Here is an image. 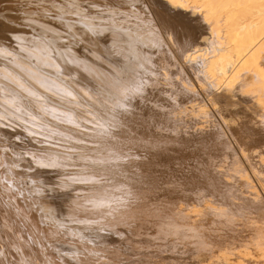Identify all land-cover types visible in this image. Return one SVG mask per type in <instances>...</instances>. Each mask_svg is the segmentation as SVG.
I'll use <instances>...</instances> for the list:
<instances>
[{
  "label": "bare ground",
  "instance_id": "bare-ground-1",
  "mask_svg": "<svg viewBox=\"0 0 264 264\" xmlns=\"http://www.w3.org/2000/svg\"><path fill=\"white\" fill-rule=\"evenodd\" d=\"M6 129L35 150L9 147ZM41 168L73 193L64 212ZM259 189L264 0H0V264H99L108 237L136 235L200 264L221 238L202 217L262 223Z\"/></svg>",
  "mask_w": 264,
  "mask_h": 264
},
{
  "label": "rangeland",
  "instance_id": "rangeland-1",
  "mask_svg": "<svg viewBox=\"0 0 264 264\" xmlns=\"http://www.w3.org/2000/svg\"><path fill=\"white\" fill-rule=\"evenodd\" d=\"M197 89H199V92L201 91L198 85H197ZM200 93H201V96H203V98H205L206 95H205L202 91H201ZM11 132H14V131H13V130H10V129H6V134H7V136L9 137V140L11 139L10 142L12 141V142H11L12 144H11L10 142L8 143L9 147H14L16 150H20V149H24V148H25L24 150H29V149H30V150H32V149L35 150L36 147L33 146V145H31L30 143L26 142L27 139L25 140V137H24L23 135L19 134V132H17V129H16L17 135H15V133H11ZM19 135L21 136V137H19V138L22 139V138L24 137V140H23V139L20 140V139L18 138ZM14 136H15V137H14ZM22 136H23V137H22ZM11 137H13V138H17V140L12 139ZM14 140H15V141H14ZM18 140H19V142H21V141H23V142H21V143H17L16 141H18ZM13 142H14V143H13ZM26 143H27V144H26ZM13 144H14L15 146H13ZM22 144H23V145H22ZM11 145H12V146H11ZM21 145H22V147H21ZM25 145H26V146H25ZM30 145H31V146H30ZM19 146L21 147L20 149H19ZM27 147H28V148H27ZM31 147H33V148H31ZM26 148H27V149H26ZM131 159H132V158H129V157H128V158H126L125 160H126V161L128 160L127 162H131ZM129 160H130V161H129ZM130 167H131V166H129V163H128V167H127V169H128V170L130 169V170H129L128 172H126V174H128L129 176H135V175H133V171H134V169L132 170V167H131V168H130ZM45 169H46V168L37 169V173L40 171V173H38V176L41 177V178H42L41 180H43L48 186H50V185H52V184L54 183V184H53L52 186H50V187L53 188L54 185H55V187L53 188V191H54V189L57 190L56 193H55L57 196L54 194L55 196L53 195V196H54V197H53V196H52L53 193H50L51 196H50V194L47 195V193H49V192H50L49 190L51 189L50 187H49V188H50L49 190H48V188H47V190H48L47 193H46L47 197H48V196H49V197H52V200L54 201V202L51 201L52 203H50V202H49V203L52 204L51 206L56 207V209L58 208V209H57L58 211H60V212H64L66 206L68 205L67 203H68V201H69V198H71V196L73 195V193L71 192V190H67V189H66V190H67L66 192H64V191H62V190L60 191V187H59V184H58V183H60V182H59V180L57 179L58 177H59V179H60V176H59L58 174H56L57 172H54L53 169H50V168H47L46 170H45ZM49 169H50V170H49ZM24 170H26V169H24ZM44 171H45V172H44ZM51 171H52V172H51ZM22 173H23V171H22ZM47 173H48L49 175H48ZM50 173H51V175H50ZM52 173H53V174H52ZM54 173H55L56 175H58V176H56ZM39 174H41V175H39ZM131 174H132V175H131ZM46 175H47V176H46ZM43 176H44V177H43ZM217 176H218V175H216V176L214 175V176H213L214 179H215ZM25 177H26V176H25ZM50 177H51V178H50ZM213 177H211V178H213ZM218 177H220V175H219ZM229 177H230V176H229ZM236 177H238V176H236ZM19 178L23 180L22 175H20ZM54 178H55L56 180H58V181H56ZM162 178H163V176H162ZM225 178H226V176H222L221 179H224V180H221V179L219 178L218 181L221 182V181H225V180H226L227 182H230V179L228 178V176H227V179H225ZM230 178H231V177H230ZM48 179H49V180H48ZM50 179H51V181H50ZM216 179H217V178H216ZM53 180H54V181H53ZM143 180H144V181H147V179H145V177H144ZM24 181H25V179H24ZM49 181L52 182V183H51V184L48 183ZM23 183H24V182L22 181V184H23ZM26 183H27V182H26ZM26 183L24 184V185H26L25 188H27V187L29 186V185L26 184ZM221 183H223V182H221ZM255 183H256V182H255ZM20 184H21V183H20ZM20 184H19V185H20ZM22 184H21V186H23V187H22V189H23V188H24V185H22ZM57 184H58V185H57ZM218 184H219V183H218ZM19 185H18L17 187L20 188L21 186H19ZM27 185H28V186H27ZM214 185H215V184H214ZM56 186H58V187H56ZM215 186H216V185H215ZM19 188H17L16 192H15V191L13 192V190H11V193H15V194H11V196H13V198L16 196V197L13 199L14 201H11V202L9 201V203H10L11 205H12V202L15 203V201H16V203H17V200H19L20 203L22 202V196L19 197V196L21 195V194H20V191H21L22 189L20 188V189H21V190H20ZM25 188H24L21 192H25V193H26L27 189H26V191H24ZM0 191H1V190H0ZM259 191L262 192V190H260V189H259ZM68 192L71 193V194H69ZM1 193H2V192H0V194H1ZM61 193H62V194H61ZM65 193H66V195H65ZM3 194H4V193H3ZM60 194L63 195L64 199L62 198V196H60ZM262 194H263V196H264V192H262ZM9 195H10V194H9ZM58 195H59V196H58ZM68 195H69L70 197H69ZM5 196H6V195H5ZM11 196H10V197H11ZM65 196H66V198H65ZM67 196H68V197H67ZM3 197H4V196H3ZM60 197H61V198H60ZM11 198H12V197H11ZM37 198H38V197H37ZM55 198H56V200H55ZM57 198H59V199H57ZM67 198H68V199H67ZM6 199H8V198H5V200H6ZM59 200H61V202H60ZM65 200H66V201H65ZM6 201H7V200H6ZM55 202H56V203H55ZM16 203H15V204H16ZM237 203H239V202H237ZM57 204H58V205H57ZM17 205H18V206H22L23 203H22V204L17 203ZM205 205H207V206L210 205V206H211L210 203H209V204H205ZM205 205H204V206H205ZM237 205H240V204H237ZM207 206H206V207H207ZM216 206H217V205H216ZM10 207L15 208V206H10ZM24 207H25V204H24ZM63 207H64V208H63ZM211 207H213V206H211ZM217 207H218V206H217ZM25 209H26L27 211H29V208H25ZM212 209H213V211H214V213H215L214 215L217 216V219H218V218H219V217H218V216H219V215H218L219 212L217 211L218 208L216 209V207H215V205H214V207H213ZM214 209H215V210H214ZM220 209H221V208H220ZM220 209H218V210H220ZM2 210H3V209L0 208V214L3 213V214L5 215L6 212L4 213V211H2ZM198 210H199V209H198ZM198 210H197V211H198ZM200 210H202V209H200ZM200 210H199V212H202V211H200ZM187 211H190V210H186L185 213H188ZM35 212H36V211H35ZM191 212H193L194 214H192V216L189 215V216H190L189 219H194V218H191V217H193L194 215H195V216L198 215V212H196V213H197V214H196L195 211H194V209H191ZM191 212H189L188 214H191ZM207 212H208V211L206 210V213H207ZM203 213H205V211L202 212V216L205 215V214H203ZM208 213H209V212H208ZM38 214H39V213H38ZM38 214H37V213H36V214H35V213L32 214L33 217H32L31 219H32V220L34 219L35 221L38 222V221L40 220V219H39L40 217L38 216ZM200 214H201V213H200ZM6 215H7V213H6ZM206 215H207V214H206ZM236 215H237V214H236ZM198 216H199V215H198ZM209 216H210V217H209ZM212 216H213V215H212ZM212 216H211V214H210V215L208 214L207 217H206V216H205V217L203 216V217H204V218H208V217L211 218ZM215 216H214V218H216ZM224 216H225V215H224ZM224 216H222V218H223ZM196 217H197V216H196ZM196 217H195V220H196L197 218H201L200 216L197 217V218H196ZM203 217H202V222L204 223V221H205L206 224L208 225V226H206V224L204 223L205 226H206V227H210L211 229H212L213 226H214V227H217V228H214V227H213V228H214L213 230L216 229V231H214V232L220 233L219 236H220L221 238H220L217 234H215V235H217V237L220 238V239H218L217 243H216V242H212V243H214L215 246H213V247L210 248V249H206V251H207V250H208V251L211 250V252H209V254H208V251H207V252L205 251L209 256H208V258H206V259H204V257H202L203 259H200V261H202L200 264H257V263H260V264L263 263V264H264V258H263V256H264V253H263V252H264V249H263V247H264V244H263L264 241H263V243L261 242L262 240H264V239L262 238V237H264V236H262V235L259 233V231L263 229V228H262V225L264 224V222H262V223H260V222H259V223L254 222L253 220H255V217H254V215H252V214L245 215V217H243V219L241 218L242 216H241V217H237L236 219H235V217H234V218H233V222H234V223L232 224V229H233V230H230L228 227L226 228V226H224V225H225V222H224V221H227V216H225V219H224V218L222 219V220H224V221H221V220L219 219L223 224H222L221 222H219V220H218L217 222H219V223H217L216 225H215V224H211V221H213V220H211V219L208 218L207 220H209V221H210V222H209V221H207V220H204ZM248 217H249L250 219L253 218V217H254V218L251 219V221H249L250 219H249ZM148 218H149V217H148ZM148 218H146V219L148 220ZM220 218H221V216H220ZM246 218H247V221H246ZM138 219H139V218H138ZM140 219H141V217H140ZM140 219H139V220H140ZM189 219H188V220H189ZM217 219H216V220H217ZM237 219H238V220H237ZM244 219H245V220H244ZM153 220H155V218H153ZM153 220H152V217H150V220H148V221L151 222V221H153ZM188 220H187V221H188ZM5 221H6V222H9V220H5ZM5 221L3 220V222H2L3 226H4V222H5ZM237 221H239V223H238ZM240 221H241V222H240ZM10 222H11V220H10ZM10 222H9V223H10ZM149 222H147V223L149 224ZM244 222L246 223L245 226H244L243 224H240V223H244ZM9 223H8V224H9ZM144 223H145V222H144ZM236 223H237L238 225L240 224L241 226H240V225L238 226ZM245 223H244V224H245ZM5 224H6V223H5ZM210 224H211V225H210ZM218 224L220 225V228H223V229L225 228V229H224V230H223V229H219V228H218ZM255 224H257V226H256ZM260 224H261V225H260ZM6 225H7V224H6ZM9 225H10V224H9ZM209 225H210V226H209ZM212 225H213V226H212ZM233 225H235V226H233ZM259 225H260V226H259ZM0 226L3 227L2 225H0ZM211 226H212V227H211ZM222 226H223V227H222ZM254 226L258 227V229H257L256 227H255V229H254V228H253ZM9 227H10V226H9ZM246 227H247V228H246ZM3 228H4V227H3ZM5 228L9 230V228H7V226H6ZM259 228H260V229H259ZM6 229H5L6 234L9 235V234H10V230H9V232H7L8 230H6ZM49 229H50V228H49ZM226 229H227V231H225ZM243 229H244V230H243ZM253 229H254V230H253ZM256 229H257V230H256ZM217 230H222V231H224L225 233L222 232V231H217ZM228 230H230V231H228ZM234 230H235V231H234ZM236 230H237V231H236ZM240 230H241V232H242V230H243V232L241 233ZM248 230H249V231H248ZM255 230H256V232H254ZM258 230H259V231H258ZM250 231H251V232H250ZM230 232H231V233H230ZM236 232H238V233H236ZM249 232H250V233H249ZM15 233H16V230H15ZM226 233H227V234H226ZM244 233H245V234H244ZM247 233H248V234H247ZM261 233L264 234V229H263V231H261ZM228 234H229V235H228ZM231 234H232V235H231ZM234 234H235V236H233ZM238 234H239V235L241 234V235L239 236ZM258 234H260L262 237H261L260 235H258ZM224 235H226V236H224ZM230 235H231V236H230ZM252 235H253V237H252ZM25 236H26V235H23V237H24L23 239H24V240H22V242L25 241V238H26ZM136 236H137V235H136ZM136 236H135V237H136ZM142 236H143V235H141V236H139V237H136L139 241L136 240L135 237H132V238L130 239V241L127 240L128 242H127L126 240H124V239H121L122 237H121L120 239H119V238L117 239L115 236H113V237H108V238L106 239V240H107V243H109V244H108V248H109V249H107L108 252H109V251H112L111 248H113L114 250H115V249L117 250V252H116V251H113L114 253L116 252L117 254H118V253L120 254V253L122 252L121 255L118 254L119 256L116 255V253L113 254V253H110V252H109V254H113V255H115V256H118V258L115 259L114 256L111 255V256H113V258L115 259L114 262L116 261L117 264H122L121 262H124L123 264H126V263H127V264H128V263H129V264H130V263L133 264V263L136 261V257H139V258H137V264H139V263H140V264H175V263H176V262H174V261L172 260V258H171V257H172V254H171V256L169 255L171 252H169L168 249H167V252H166V250H165V248H166V244H164V242H161V243H160V241H157V244H158V245L160 244V246H158V245H156V244L154 243V240L152 241V239H151L152 237H151L150 240H149V239H148L149 237H148V238H145V236H144L143 238H141ZM147 236H149V235H147ZM249 236H250V237H249ZM254 236H255V237H258V236H259L258 239L261 237L260 240H259V242H261L260 244L262 245V251H263V252L261 251V247H260L261 245H260L259 243H257V240H258V239L255 238ZM9 237H10V236H9ZM15 237H16V236H15ZM234 237H235V238H234ZM236 237H238V238H236ZM16 238H17V237H16ZM139 238H140V239H139ZM144 238L149 240V241H148V244H147V242H146V240H145ZM153 238H155V236H154ZM224 238H225V239L227 240V242H228V245H229V246L227 245L228 247L226 246L227 243H226V240H225ZM251 238H255V239H257V240L255 241L256 243L254 242L255 244L249 242V241H252ZM132 239H135V240H132ZM216 239H217V238H216ZM223 239H224L225 242L223 241ZM230 239H231V241H229ZM234 239H237V240H234ZM240 239H241V240H240ZM261 239H262V240H261ZM119 240H120V241H119ZM140 240H141V241L143 240V241L145 242L144 247H145V246H148V247H146V249H147L148 252H149V246H150V249H151V247H153L152 250H151V253L153 252L152 254H150V252H149V253H145L146 250L143 251V252H141L140 250H141L142 247H141V245H140L139 247L136 246L135 249L137 248V250H138V255L141 254V253H142V254L139 255V256L137 255V250H135L134 247H131V246H132V245L135 246L137 243H138V245L141 244L142 242L139 243ZM220 240H221V241H220ZM233 240H234L235 242H238V243H235ZM116 241H117V242H116ZM121 241H122V242H121ZM124 241H125V242H124ZM253 241H254V240H253ZM253 241H252V242H253ZM126 242L129 244V248H128L127 252H126V250H125V246H124ZM131 242H132V243H131ZM133 242H135V245L133 244ZM136 242H137V243H136ZM151 242H153V243H151ZM221 242H222V243L224 242V243H225V246H226L227 248H226ZM229 242H230V243L232 242L231 245H230ZM117 243H118V244H117ZM130 243H131V244H130ZM150 243H151L153 246H152V245H149ZM162 243H163V245H165V247H164V246H163V247L161 246ZM219 243L222 244V246L225 247V248H226L227 250H229V251H226L225 248H223L222 252H220L221 249H222V247H220L221 245L218 246ZM122 244H123V245H122ZM232 244H233V246H232ZM258 244H259V245H258ZM110 245H111V246H110ZM115 245H117V246H115ZM126 245H127V244H126ZM234 245H235V246H234ZM154 246H155V248H154ZM156 246H157V247H156ZM217 246H218V248H217ZM117 247L120 248V249H118ZM121 247H122V248H121ZM158 247L164 248L165 251H164V250H162V251L160 250L161 252H163V251L165 252V253L163 252V253H164L163 255H162V253H161L160 251H159V252H160L161 255L158 254V251H157V250L155 251V249L158 248ZM230 247H231V249H230ZM132 248H133L134 250H131ZM138 248H140V250H139ZM232 248H233V249H232ZM110 249H111V250H110ZM122 249H123V250H122ZM142 249H144V248H142ZM159 249H160V248H158V250H159ZM212 249H213V250H212ZM215 249H216V250H215ZM258 249H259V250H258ZM107 250H104V251H105L104 253L108 254V253H107ZM118 250H119L120 252H118ZM123 251H125L126 253H124ZM135 251H136V252H135ZM139 252H140V253H139ZM213 252H214V253H213ZM224 252H225V253H224ZM260 252H261V254H260ZM123 253H124L125 256L122 255ZM143 253H144L145 255H146V254H147V255L145 256ZM211 253H212V254H211ZM223 253H224V254H223ZM106 254L104 255L106 259L103 258V259L100 260V261L104 262L103 260H107L108 262H110V261H109V260H110L109 257L111 258V256L108 254L109 256L107 257ZM133 254H135V256H134ZM149 254H150V255H149ZM154 254H156V255H154ZM157 254H158V255H157ZM210 254H211V255H210ZM129 255H130V256H129ZM132 255H133V256H132ZM143 255H144L145 257H143ZM148 255H149V256H148ZM151 255H153V256H151ZM224 255H225V256H224ZM122 256H123V257H122ZM8 257H9V256H8ZM119 257H120V258H119ZM126 257L130 258V260H128ZM125 258H126V260H128L127 262H126ZM131 258H135V259H134L135 261H134L133 259L131 260ZM111 259H112V258H111ZM123 260H125V261H123ZM120 261H121V262H120ZM102 262H100V263L102 264ZM108 262H107V264H110V263H108ZM112 262H113V259L111 260V264H115V263H112ZM118 262H119V263H118ZM125 262H126V263H125ZM98 263H99V262H98ZM100 263H99V264H100ZM105 263H106V261L104 262V264H105ZM135 263H136V262H135ZM135 263H134V264H135ZM69 264H73V263H69Z\"/></svg>",
  "mask_w": 264,
  "mask_h": 264
}]
</instances>
